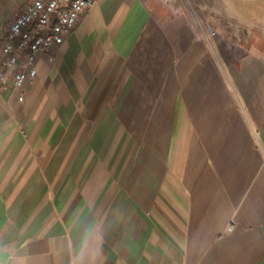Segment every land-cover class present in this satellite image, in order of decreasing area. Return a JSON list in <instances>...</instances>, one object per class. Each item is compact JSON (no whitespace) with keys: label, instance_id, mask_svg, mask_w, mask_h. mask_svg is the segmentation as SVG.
Masks as SVG:
<instances>
[{"label":"crops","instance_id":"1","mask_svg":"<svg viewBox=\"0 0 264 264\" xmlns=\"http://www.w3.org/2000/svg\"><path fill=\"white\" fill-rule=\"evenodd\" d=\"M252 1L94 0L22 101L6 82L0 264H264ZM27 2L0 0V47Z\"/></svg>","mask_w":264,"mask_h":264},{"label":"built area","instance_id":"2","mask_svg":"<svg viewBox=\"0 0 264 264\" xmlns=\"http://www.w3.org/2000/svg\"><path fill=\"white\" fill-rule=\"evenodd\" d=\"M94 0H29L15 13L0 47V90L10 81L22 101L25 85L31 84L37 73L34 64L37 54L53 60L50 49L61 43L73 29L76 18ZM215 29L206 28L212 35ZM231 228V227H229Z\"/></svg>","mask_w":264,"mask_h":264},{"label":"rangeland","instance_id":"3","mask_svg":"<svg viewBox=\"0 0 264 264\" xmlns=\"http://www.w3.org/2000/svg\"><path fill=\"white\" fill-rule=\"evenodd\" d=\"M260 3H262V0H253L252 2H249L248 4H251L252 6H256L260 5ZM254 9V8H252Z\"/></svg>","mask_w":264,"mask_h":264}]
</instances>
